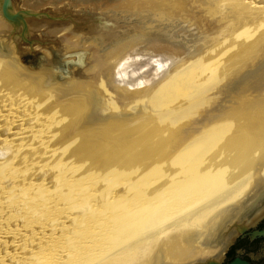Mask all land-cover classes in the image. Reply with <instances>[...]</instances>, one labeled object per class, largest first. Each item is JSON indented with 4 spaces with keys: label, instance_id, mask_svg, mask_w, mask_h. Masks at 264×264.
<instances>
[{
    "label": "bare ground",
    "instance_id": "obj_1",
    "mask_svg": "<svg viewBox=\"0 0 264 264\" xmlns=\"http://www.w3.org/2000/svg\"><path fill=\"white\" fill-rule=\"evenodd\" d=\"M110 6L168 37H148L171 59L153 112L75 134L84 97L0 63V264H187L208 220L264 179V0Z\"/></svg>",
    "mask_w": 264,
    "mask_h": 264
},
{
    "label": "water",
    "instance_id": "obj_2",
    "mask_svg": "<svg viewBox=\"0 0 264 264\" xmlns=\"http://www.w3.org/2000/svg\"><path fill=\"white\" fill-rule=\"evenodd\" d=\"M0 63L36 91L84 97L75 134L151 115L149 92L171 67L136 20L68 8L22 11L17 0H0ZM241 258L264 264V179L208 220L187 264H251Z\"/></svg>",
    "mask_w": 264,
    "mask_h": 264
},
{
    "label": "rangeland",
    "instance_id": "obj_3",
    "mask_svg": "<svg viewBox=\"0 0 264 264\" xmlns=\"http://www.w3.org/2000/svg\"><path fill=\"white\" fill-rule=\"evenodd\" d=\"M26 1L28 0H17L19 9L22 8V11L41 10L42 7L46 5L43 9L68 8V9H74V10H80V11H86V12H92V13L126 17L132 20H136L140 22L142 25H144L148 31V37L149 36L151 37L153 36L161 37L162 36L164 38H168L167 35H165V33L162 32V29L160 27V21H157L156 18L149 20V16H147L149 13H141L142 17L140 20L139 17H137L136 15L127 14L126 12L124 13L122 11L117 10L113 6L112 7L110 6L108 8L105 7L107 4L116 5V1H119V0H78V2L76 0H55L54 1L55 3L51 5H47V3H49L50 0H44V2L40 5H29V6L26 5ZM74 1H76L75 4H74ZM79 3H81L82 5L80 7H77L76 5ZM90 3L97 5V7H94V8L90 7L89 6ZM108 200L112 201L115 199L111 198ZM120 200L124 202L126 199L122 197Z\"/></svg>",
    "mask_w": 264,
    "mask_h": 264
},
{
    "label": "flooded vegetation",
    "instance_id": "obj_4",
    "mask_svg": "<svg viewBox=\"0 0 264 264\" xmlns=\"http://www.w3.org/2000/svg\"><path fill=\"white\" fill-rule=\"evenodd\" d=\"M236 258H238V257L233 258V260L236 259ZM239 258H240V257H239ZM241 259H243V260H245V261H247V262H249V263H251V264H254V262H252V261L249 260V259H245V258H241ZM233 260H232V261H233ZM232 261H231V262H232Z\"/></svg>",
    "mask_w": 264,
    "mask_h": 264
}]
</instances>
